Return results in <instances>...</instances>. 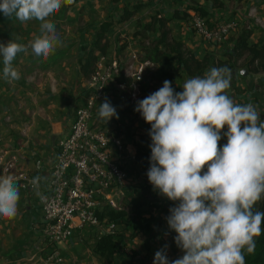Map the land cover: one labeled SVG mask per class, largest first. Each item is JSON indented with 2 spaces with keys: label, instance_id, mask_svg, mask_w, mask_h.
<instances>
[{
  "label": "clouds",
  "instance_id": "9594fccd",
  "mask_svg": "<svg viewBox=\"0 0 264 264\" xmlns=\"http://www.w3.org/2000/svg\"><path fill=\"white\" fill-rule=\"evenodd\" d=\"M75 0H0V13L21 23L39 21L32 53L47 60L63 40L50 19L63 4ZM0 42L3 78L19 80L13 66L25 44ZM232 70L212 67L202 77L187 79L177 92L169 80L143 99L134 111L150 124V167L153 189L177 202L165 217L174 241L183 252L170 260L165 244L153 264H246L256 239L264 233V120L252 103L237 104L227 94ZM98 116L106 123L119 119L117 108L105 97ZM225 126L227 130L225 131ZM226 137L227 142H219ZM206 169V170H205ZM40 176L32 184L38 186ZM44 197L41 196V200ZM20 192L12 175H0V217L11 220L18 212Z\"/></svg>",
  "mask_w": 264,
  "mask_h": 264
},
{
  "label": "crops",
  "instance_id": "0c3cea01",
  "mask_svg": "<svg viewBox=\"0 0 264 264\" xmlns=\"http://www.w3.org/2000/svg\"><path fill=\"white\" fill-rule=\"evenodd\" d=\"M79 1L70 8L79 6L77 5ZM224 1L225 4L221 7L214 6V0H203L204 6L212 14L207 13V16L213 17L211 19L208 16L211 25L215 26L221 21L235 20L233 29L238 26V31H241L242 28L251 30L250 41L255 42L264 39V0ZM186 9L188 11V7ZM120 26L122 24L113 26L109 31L110 50L118 48L121 53L126 52V60H130L131 56L138 58L136 61L139 64L133 74L136 75L141 66H143L142 71L144 72L145 64H150V66L153 64L149 60L139 59L138 53L142 50L139 45L140 41L130 40L128 44L122 46H117V43L112 44L114 34L121 28ZM129 28V26H124L121 30L127 31ZM11 30H17V33L20 32V34L25 33L26 39L20 37L21 39H18L17 42L25 44L28 51L18 53L13 61V66L20 72L19 80L8 81L3 78V58L0 56V136L2 137L0 157L6 160L15 156V164L11 173L13 177L21 171H29L43 179L40 180L38 187L24 189L21 187L20 181L15 178L20 192L18 212L16 217L11 220L0 217V264H48V257L57 247L64 256V261L52 262V264H123L122 262L118 263L117 260L110 263L96 253L94 249L86 246L87 237H90V241H96L98 238L99 232L95 229L76 231L66 242L59 245L48 241L43 234L41 196L46 190L49 168L56 153V141L68 130L74 118L76 106L89 91V83L80 69L79 58L76 57L73 60L71 49L59 51L61 54L55 51L47 60L38 58L32 53L30 42L40 35L39 24H34L32 21L24 26L15 25ZM61 32L64 31H60V34H62ZM237 35L238 33H236V37ZM234 41L235 39L229 44L233 45ZM0 42L7 43L8 40L4 39ZM190 44L196 54L197 51L201 52L205 47L208 49L216 48L215 45H211L212 47L207 45L205 41L200 43V46H203L201 50L197 49V43L191 42ZM227 49L225 47L224 50ZM120 57L119 55L114 57L118 65L124 60L122 55ZM226 57L228 56L226 55ZM177 60L176 65L179 72L182 67H180L181 62L178 65ZM243 76L244 79L240 84L244 88L237 91L230 87L227 94L237 104L244 101L255 105L260 112L261 119L264 120V71L256 73L251 71V74ZM146 79L151 80V76ZM163 81L162 79L158 80L160 86H163ZM175 82L176 85L173 88L177 92L182 91L183 83L177 80ZM113 84L116 83L113 81ZM85 86L87 87L85 88ZM118 90L116 85L113 87L111 84L110 92H113V97L120 99L117 96ZM100 103L93 123L106 127L115 133L118 132L117 126L119 125L126 129L127 132L123 131L119 135L122 136L127 145L128 153L125 155V161H127L126 163L129 161L130 166L128 165V167L131 171V167L138 166L135 161L136 142L139 135L144 132L143 128L146 122L136 120L135 124L126 125L128 124L127 117L119 112V119L113 117L106 123L98 116ZM140 122H143L142 128L139 127ZM137 126L138 129H136ZM128 130L131 132L134 130L136 134L131 135ZM224 130H227V126ZM226 142L225 137L219 144L223 145ZM38 158L42 159L44 164L41 170H35L34 165ZM0 175H2L1 172ZM161 203L164 206V209L162 208L159 213L162 216V226L160 232L151 239L150 248L146 247L143 239H139L142 232H139L131 241V246L137 249L136 257L142 258L144 261L142 264H153V262L149 263L151 257L165 244L169 246L167 255L174 252L175 249L182 252L177 247L174 241L175 236L172 235L173 230L168 228L165 219L170 214L167 207H173L177 202L164 197ZM90 230L94 231L93 236L90 235ZM85 234H88L87 237Z\"/></svg>",
  "mask_w": 264,
  "mask_h": 264
},
{
  "label": "built area",
  "instance_id": "2783aa9c",
  "mask_svg": "<svg viewBox=\"0 0 264 264\" xmlns=\"http://www.w3.org/2000/svg\"><path fill=\"white\" fill-rule=\"evenodd\" d=\"M188 20L190 26L208 42L224 41L235 27V20L211 26L207 15L195 8H188ZM112 64L118 68L116 59ZM142 70L143 66L130 83L117 82L121 99L137 96ZM110 77L111 70L103 66L92 74L90 92L76 106L68 130L56 141V153L40 206L43 234L56 245L66 242L76 231L83 229H95L99 236L106 232L115 233L117 223L101 216V213L106 206L124 207V198L128 197L127 190L133 182L125 162L128 148L122 136L93 123ZM14 164L15 156L6 160L0 157L2 175H12ZM34 166L35 170H41L44 166L42 159L38 158ZM34 177L37 175L21 171L14 179L20 181L21 187L29 189L38 187L32 184ZM48 258V264L64 261L58 247Z\"/></svg>",
  "mask_w": 264,
  "mask_h": 264
},
{
  "label": "rangeland",
  "instance_id": "374dc122",
  "mask_svg": "<svg viewBox=\"0 0 264 264\" xmlns=\"http://www.w3.org/2000/svg\"><path fill=\"white\" fill-rule=\"evenodd\" d=\"M134 1H145L143 6L127 21L118 23L116 22L115 25L117 26L119 24H122L114 34V38L112 39V44L115 45L117 43V46H122L126 45L129 43L130 40L134 41H140V46L148 45L150 44L151 37L158 36V31H153L151 29L148 30V36H144V32L142 33L141 31H144L145 26L148 24L147 22L150 21L151 17L153 14L158 13V15H163L167 19V27L170 30V34L178 39H181L185 46L192 51L193 48H191V42L197 43L198 44V50H201L203 47L202 45L200 46V43L204 42L207 45H215L216 48H211L208 49V47H205L201 52L197 51V54L199 57H202L205 53L211 52L214 53L215 56H217L220 59H227L226 54H224V49L225 47H230L232 42L236 38V33H239L238 31V26L236 29H232L229 36L221 42H208L206 41L203 37H201L189 24L188 20V11L187 7L189 6H194V5H201L204 9L207 10V8L204 6V2L202 0H80L79 1V6H75L73 8H69L66 16L64 18L58 17L57 14H54L50 19L52 22L56 25L57 32L60 34V31H64L62 34H60L61 39L63 40V46L58 47L56 49V53H59V51L62 50H69L71 49L72 51V57L73 60L75 58H79L83 54V48L82 46L86 43H89L92 40V37L98 28L100 22L104 20L107 17H113L117 16L118 14L121 13V10L125 6V4L132 5ZM82 4V5H81ZM225 4V1L223 0H214V6H221L223 7ZM208 14H211L209 10H207ZM212 15V14H211ZM211 15H208L211 19L213 17ZM34 21V24H39V21L33 19L30 20L26 23H21L18 21L16 18H10L6 19L3 21H0V41L2 40H10L14 39L18 36L19 39L25 38L24 35L25 33H17V30L12 31V27H15V25H27L30 24V22ZM112 26V27H113ZM124 26H129V30L125 31V29L121 30L122 27ZM110 27V29L112 28ZM110 31V30H109ZM138 31V33H137ZM108 32V38L109 36ZM184 37V38H183ZM110 41V38H109ZM209 43V44H208ZM111 44V43H110ZM189 44V45H188ZM115 47V46H113ZM212 47V46H211ZM128 49V48H127ZM126 49V50H127ZM120 50L118 48H112L110 50V45L109 48L107 49L106 53H99L98 59L96 61V64L94 66V70L91 73L90 76L86 77L87 82L89 83L92 74L99 69L101 66L108 68L111 70V77L110 81L107 84L106 91H105V96L99 100V103L103 102L104 98L107 97L110 99L111 103L117 108V112H121L124 114V116L127 117V123L126 125H133L135 124L136 120H142L145 122L143 117L140 115V113L134 111L135 108V103L137 100L143 99L150 93L158 90L160 87V83H158V80L155 78H152L153 75V68L154 66H150V64H145L144 66V72L141 76L140 79H138V93L136 97H129L128 99H117L113 97V92H110V86L112 84L113 87H115L118 90L117 82L118 81H125L127 83H130L133 79L136 78L134 76V72L136 70V67H138V62L136 61L138 58L131 56L130 60H126V52H123L119 54ZM145 51L143 49L138 53V57L141 60L142 57H144ZM224 52V53H223ZM196 54V53H195ZM196 54V55H197ZM77 55V56H76ZM119 57L122 55L124 58L123 62L119 65H117L118 68H115V66L112 64L114 57ZM121 61V57H120ZM127 61V62H126ZM139 61V60H138ZM233 61V59H232ZM178 65L180 63V60H177ZM228 63V62H226ZM229 67V64H227ZM182 67V65L180 66ZM147 68V70H146ZM212 67H208L205 72L200 75L201 77ZM233 72H235L232 75V80H231V88L236 89L237 91L242 90L241 88H244L240 82L242 79H244L243 75H249L251 74V71H248L247 74L241 73L242 69H248L245 67V59L244 57L240 58L235 64L232 65V67H229ZM152 69V70H151ZM264 70H260L257 72H263ZM232 72V73H233ZM254 72V71H252ZM256 73V72H255ZM148 76H151V80H148ZM186 76V77H185ZM189 76L186 75V73L180 68L178 75L176 76V80L180 83H184ZM192 78V77H190ZM113 81L116 84H113ZM239 82V83H238ZM87 83V84H88ZM176 85V82L174 81L172 83V87ZM89 86V84H88ZM87 86H85L86 88ZM84 88V89H85ZM113 89V88H111ZM91 89H89L88 92H90ZM115 94V93H114ZM116 95V94H115ZM119 97V94H117ZM130 107V108H129ZM129 108V109H128ZM143 122H140L139 127L142 128ZM138 129V126L137 128ZM118 132L116 134H121V132H127L125 131L126 129L121 128L120 125L117 126ZM142 130V129H141ZM145 131V129L143 128ZM128 133L131 135L136 134V131L128 130ZM127 162V161H125ZM126 165H129L126 163ZM130 166V165H129ZM131 175H132V184L134 187L137 186L139 183H149L148 177L145 174L143 168L141 167L140 163L139 166L131 167ZM129 188L128 190V197L124 198V203L123 206L127 207L128 210L130 208L128 205L131 202V190L132 188ZM153 191H156L153 189ZM158 192V191H157ZM133 194V193H132ZM160 195V194H159ZM162 197V195H160ZM164 196L162 197V199ZM123 202V201H122ZM154 207L152 210L155 213V216L157 219L153 220L151 230H143L142 234H140L139 239H145L149 238L152 239L156 233L160 232V228L162 226V220H161V215L159 214L161 209H164L163 204L160 202V204L154 203ZM156 205H160L156 207ZM166 205V204H165ZM170 208V207H167ZM124 225H119L116 234L118 235V238L122 236L124 233L123 238H119V243H118V250L117 252L111 257L109 260L106 258V260L110 263L114 262L117 260L118 263L122 262L123 264H142L144 261L142 258H137L136 255V249H134L131 246V241L132 239V227H129L127 230ZM92 229V228H89ZM91 231V230H90ZM96 232V231H95ZM90 235H94V231L92 230L89 232ZM138 234V233H137ZM136 234V235H137ZM88 234H85L87 237ZM172 235L175 236L176 233L173 231ZM82 236V237H85ZM87 242L86 246L90 247L91 249H94V241H90V237H87ZM131 251V252H130ZM134 253V254H133ZM183 255L182 252L178 251L177 249L174 250V252L170 253L168 255L170 260H174L178 257H181ZM154 260V256L151 257V261L149 263H152Z\"/></svg>",
  "mask_w": 264,
  "mask_h": 264
},
{
  "label": "trees",
  "instance_id": "16d2710c",
  "mask_svg": "<svg viewBox=\"0 0 264 264\" xmlns=\"http://www.w3.org/2000/svg\"><path fill=\"white\" fill-rule=\"evenodd\" d=\"M77 2L78 0H75L72 4H63L59 12L56 13L58 17L64 18L68 9ZM144 2L145 1H134L132 5L125 4L120 14L107 17L100 22L92 40L82 46L83 54L79 57V64L84 76L88 77L91 75L99 53H106L109 48L110 41L108 32L110 27L115 25L116 22L127 21L143 6ZM188 8L201 10L205 15L208 13L201 5L189 6ZM10 18H15V16L13 15ZM10 18H6L0 13V21ZM208 22L210 23L209 18ZM147 23L144 31H141L142 33L144 32V36H148L149 29L158 31V36L151 37L150 44L141 47V49L145 51L142 60H149L154 66L152 67L153 70L151 69L153 71L152 78L155 77L157 80H169L172 83L176 81V72H178V66L176 65L177 59L181 62V69L189 77L202 75L208 67L228 66L227 64H229V67H232V65L242 57H244L245 67L248 68L249 71L257 72L264 70V39L255 42L250 41L251 30L249 28H242L235 38L233 45L228 47L227 50H224L225 53H223L228 57L223 60L211 52L205 53L202 57L196 55L194 51L185 46L181 39L170 34V30L167 27V19L163 15L155 13ZM59 53L61 54V52ZM240 104H247V102L243 101ZM134 105L136 106V103ZM150 127V124L146 123L144 126L145 131L139 135L138 141L136 142L135 161L138 163V166L140 163L145 174L150 167L149 157L151 155V149L149 148V144H151V138L148 135ZM131 188V202L128 205L130 210H128L127 207L113 208L111 206H106L103 208L104 210L101 216H107L110 221L116 222L117 228L119 225H124L126 227L124 228L125 230L132 227L133 232L131 236L133 238L137 233L143 232V230H151L153 220L157 219L152 208L155 206L154 203L160 204L162 197H160L157 191H153V186L150 182L139 183L135 187L132 185ZM158 206L160 205H156V207ZM255 208L256 210L264 211V199L258 202ZM262 227H264V225H262ZM123 237L124 233L119 238ZM119 238L116 232L103 233L94 241V251L109 260L119 249ZM255 239L256 248L254 253L245 254L246 264H264V233ZM144 243L147 248H150L151 239L149 240L148 237L145 238Z\"/></svg>",
  "mask_w": 264,
  "mask_h": 264
},
{
  "label": "water",
  "instance_id": "95a60500",
  "mask_svg": "<svg viewBox=\"0 0 264 264\" xmlns=\"http://www.w3.org/2000/svg\"><path fill=\"white\" fill-rule=\"evenodd\" d=\"M248 71H249L248 69H242V70H241V73H243V74H247Z\"/></svg>",
  "mask_w": 264,
  "mask_h": 264
}]
</instances>
